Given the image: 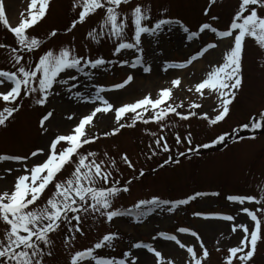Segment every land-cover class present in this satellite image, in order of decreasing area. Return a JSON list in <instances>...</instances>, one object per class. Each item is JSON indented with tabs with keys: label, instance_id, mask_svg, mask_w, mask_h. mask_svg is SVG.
I'll list each match as a JSON object with an SVG mask.
<instances>
[{
	"label": "snow or ice",
	"instance_id": "1",
	"mask_svg": "<svg viewBox=\"0 0 264 264\" xmlns=\"http://www.w3.org/2000/svg\"><path fill=\"white\" fill-rule=\"evenodd\" d=\"M51 3L52 0H30L25 13L21 14L20 22L12 26L6 13L5 0H0V22L15 38V46L0 43V49L7 52L6 59L10 63V69L0 68V128L9 126L23 108L26 97L34 98V103L43 107L50 102L51 97L60 95L62 88L77 101L91 103L93 107L87 113L77 116L74 126H70L67 133L50 136L45 147L31 151L30 155L0 154V164L15 162L20 165L18 169H7L11 175V187L0 192V224L3 225L0 231V264H51L56 256L53 234L64 230L69 233L63 239L64 248L69 253L68 264H175V260L166 259L153 244L144 242H136L130 246L132 249L141 250L140 252L134 254L131 250L125 251L122 258L98 255L99 250L114 248V242L119 239L117 233L104 234L92 246L83 250L73 251L74 241L78 239L77 234L85 235L82 224L89 215L104 218L108 223L118 217L131 216L139 223L157 209L174 212L198 197L219 196L220 193L196 192L186 199L178 200L153 196L151 199L138 200L131 208H115L114 201L121 193L130 192L129 186L133 181L129 179L126 185H122L114 175L120 172L116 157L107 151L89 150L88 146L96 144L102 138L118 136L126 128L134 129L138 123H155L163 132L168 127L166 122L171 116L179 118L180 121L199 117L211 126L223 122L244 87L243 61L246 42L251 39L264 51V0H239L226 30H220L211 23H203L198 31H191L179 19L168 18L167 7L162 8L160 15L154 19L153 6L135 0H74L72 9L76 15L67 28V33H72L78 25L86 22L92 24L86 34L87 39L96 44L105 39L112 40L115 56L125 50H134L138 54L136 58L131 62L122 60L120 64L133 69L140 67L144 73L152 71L151 65H146L143 59L142 38L145 36L159 37L165 30L172 31L174 26H179L187 34L189 41L199 39L206 30L215 34L218 42L205 44L183 63H166L165 72L169 69L188 68L194 61L210 53V50L219 48L220 43H227L222 62H217L207 72L206 77L196 82L194 87L188 88L189 92L198 94L201 99L206 93L215 95L218 106L214 108V117L195 111L203 107L195 102L190 104L186 113L180 111L184 108V103H176L173 95L174 89L181 87L182 81L179 78L172 79L171 86L162 88L155 97L149 94L134 103H124L122 106H114L103 93L125 89L133 83V75H128L112 89L92 85L94 92L88 95L78 89L73 92L77 86L70 84V81L78 79L77 73L91 80L93 73L86 69L96 70L114 64L115 61L103 57L86 58L79 55L73 46H64L58 50L46 48L33 60L32 55L42 45L58 37V30H52L47 40L30 33L49 14ZM217 3L218 0H209L204 15H209V10ZM212 19L218 20L219 17L213 16ZM129 28L132 29L130 37ZM109 113L113 114L115 123L111 131L105 132L101 137L95 130L98 116ZM53 117L54 110L47 111L39 120V127L43 132L49 131L46 122H50ZM67 119L73 120L74 117L69 115ZM243 128H251L252 131L264 129V112L253 117ZM149 135L156 138L154 145H148L151 150L148 159L158 155L157 150L171 152L165 136H158L156 132H150ZM229 135H219L211 143L196 147L193 146L190 131L186 140L176 133V143H186L189 146L187 152H178L177 157L198 153L200 147L210 149L224 144ZM251 139H255V136ZM120 160L129 169L136 171L126 152L120 155ZM172 163L179 165L181 160L166 158L160 168ZM139 176H145L143 169L139 170ZM227 200L241 206L255 204L259 207L255 210L247 206L240 209L246 214V221L239 223L234 215H208L201 212L195 215L206 220L230 222L231 233H241L235 244L226 246L223 264H254L258 246L264 243V192L258 195H229ZM177 231L194 237L199 242L198 245L188 246L176 234L163 231L152 239L174 242L180 249H184L187 264H207L211 253L200 235L188 227H180ZM219 244L220 241H217V245ZM143 250L152 254L151 262L141 260ZM216 251L220 252L222 248L216 247Z\"/></svg>",
	"mask_w": 264,
	"mask_h": 264
},
{
	"label": "rangeland",
	"instance_id": "2",
	"mask_svg": "<svg viewBox=\"0 0 264 264\" xmlns=\"http://www.w3.org/2000/svg\"><path fill=\"white\" fill-rule=\"evenodd\" d=\"M135 2L151 4L153 6L154 19L160 15L162 8L167 7L169 9L168 18L182 20L186 26L193 30L202 21L218 22V20L222 19V22L226 25L230 24L239 0H218V3L209 10V15L207 16L204 15V11L209 0H135ZM29 3L30 0H5L6 13L12 26H16L20 22L22 19L21 14L25 13ZM73 3L74 0H56L49 17L30 30L32 35L43 40H47L48 34L52 30H58V37L42 45L41 49L32 55L33 60L37 59L46 48L52 47L58 50L64 46L75 47L78 54L86 58L93 57L97 53H99L97 56H114L112 40L105 39L100 44H96L87 39L86 34L93 26L90 23L86 22L83 25H78L77 29L73 30L72 33H67L66 30L76 15L72 9ZM213 16H218L219 19L213 20ZM222 22H220V26L223 25ZM219 28L223 30L222 27ZM128 32L130 37L132 29L129 28ZM142 40V47L144 48L143 59L146 65H151L152 71L150 73L143 75L142 68L133 69L128 65H126L127 68L125 69L114 67L102 71L99 69L97 72L86 69V71L93 73V78L88 80L83 74L77 73L78 79L70 81V84L77 86L73 89V92L78 89L88 95L94 92L92 85L108 86L131 73L134 76L133 84L122 92L112 96H105V98L113 103L114 106H122L124 103H133L149 94L155 97L162 88L171 86L172 79L181 78L180 76L174 78L169 71L165 72V63L184 61L205 44L216 42L215 37L210 32L202 33L199 39L189 41L187 34L179 26H174L172 31L166 30L159 37L145 36ZM12 42L15 46L14 35L1 23L0 43L11 44ZM112 47L113 49L110 50ZM227 47V43H220V47L216 52L214 51L213 58H210V55L207 54V58L206 56L204 57L206 59L201 71H192L196 63L191 66L192 68L190 67V73L183 77L181 87L174 89L173 92L175 102L180 103L183 101L184 103V108L180 109V111L186 113L190 104L195 102L203 105L202 108L195 109V111L201 114L208 113L214 117L216 114L214 108L218 106L215 95L206 93L205 97L201 99L198 94L189 92L188 88L194 87L196 82L206 77L207 72L217 62H222L223 52ZM135 56H137V53L132 51L121 54L122 60L128 61ZM6 57L7 52L0 49V66L3 68L10 66ZM243 67L245 77L243 90L231 107L229 116L223 122L211 126L206 120L199 117H193L188 121H180L179 118L171 116L166 122L168 127L163 132L160 130V126L155 123L148 125L138 123L136 128H126L118 136L100 139L96 144L91 145L90 149L101 152L107 151L116 157L120 172L114 173V175L121 181L122 185H126L129 179L133 181L129 186L130 192L121 193L114 201L115 208H129L138 200L151 199L153 196H158L161 199L178 200L186 199L196 192H218L220 195L206 196L208 198L196 200L195 203H189L185 207L181 206L174 212H169L167 209H157L142 224L132 225L121 217L115 218L113 222L108 223L104 218L89 215L82 224L85 235L79 236L77 234L78 239L74 241L73 251L83 250L92 246L104 234L117 233L119 239L114 242V248L99 250L98 255L122 258V253L125 251L131 250L134 254L140 252L141 250L132 249L130 246L136 242H144L153 244L157 250L163 253L166 259L175 260V264H187V254L184 249H180L174 242L164 241L160 238L153 240L152 237L163 231L169 234H176L188 246L198 245L199 242L195 241L194 237L189 234H180L177 231L180 227H188L196 231L204 241L205 246L209 248L211 256L207 264H223L226 246L235 244L241 233H231L230 222L215 219L206 220L203 217L196 216L195 213L224 212L225 214L236 216L237 223L245 222L246 214L240 209L245 206H251L230 205L226 202L227 197L229 195H258L264 192V129L259 133L258 130L247 132L243 128V125L248 123L252 117L264 112V51L260 50L251 39L246 42ZM185 71H189V69ZM155 75H157L156 79L161 81L159 86L150 84L143 79L141 86L135 83L139 77L148 76L154 78ZM65 78L67 77L65 76ZM30 99L34 100V98ZM82 103V101H77L62 88L61 94L51 97L50 102L44 109L45 111L54 110L53 119L47 122L49 131L47 133L42 132V135L38 137L39 139L32 142H29L27 136L33 132L35 134L38 133L37 124L36 122L34 124L30 116L21 119L22 115L20 116V113L23 111L21 110L14 119L16 121L20 119L19 121L10 123L7 128L0 130V154L5 152L25 155L31 149L45 147L49 142L50 136L65 132V130H62L64 129L61 125L62 123L67 122L69 126H74L75 118L90 110L82 108L80 106ZM33 111L35 112V110ZM45 111L40 112L39 110L36 113L37 120L40 115L45 114ZM69 115H72L74 119L68 120L67 117ZM94 123L96 122L94 121ZM114 123L112 113L103 116L100 114L98 116L97 129L95 130L103 137L105 132L111 131ZM237 127L239 129L234 130ZM189 131L193 137V146L196 147L204 143H211L219 135H230L224 144L216 145L210 149L200 147L198 153H189L187 157H177L178 152H187L189 146L186 143L178 145L175 141V135L179 133L182 139L186 140ZM244 131L246 133H243ZM150 132H156L158 136H165L172 149L171 152L164 153L161 150H157L159 154L148 159L151 154L148 145H154L156 138L149 135ZM255 133H259L260 136L255 135ZM253 136L257 137L251 139ZM26 141L28 144L23 148V144ZM125 152L133 161L136 171L129 169L120 160V155ZM169 157L179 158L181 163L179 165L172 163L160 168L164 160ZM10 167L18 169L20 165L15 162L0 164V192L11 187V175L7 171ZM140 169L145 171V176H139ZM255 207L259 206L255 205ZM210 223H220L226 226L214 227ZM2 229L3 225L0 224V231ZM68 235L69 233L66 230L53 234L52 238L56 244V256L51 264H68L69 253L63 245V239ZM217 241H220L219 245H217ZM216 247H221L222 251L217 252ZM140 258L149 262L153 260L152 254L147 253L146 250H143ZM254 264H264V243L259 245Z\"/></svg>",
	"mask_w": 264,
	"mask_h": 264
},
{
	"label": "bare ground",
	"instance_id": "3",
	"mask_svg": "<svg viewBox=\"0 0 264 264\" xmlns=\"http://www.w3.org/2000/svg\"><path fill=\"white\" fill-rule=\"evenodd\" d=\"M11 8H13V6H11ZM216 52V51H215ZM210 58H213L214 57V52L212 53V54H210V56H209ZM204 61L203 62H200V63H197L196 64V66L192 69V70H194L195 69V71L196 72H198V71H200L201 70V68L204 66ZM187 73H190V71H183V72H179V71H171L170 72V75H173V77L175 78L176 76H180L181 78H179V79H181V81H183V77L185 76V75H187ZM163 78H164V76H162ZM157 78V75H155L154 76V78L152 77V78H150V77H145V76H142L141 78L139 77V78H137V82L135 81V83L136 84H138V85H142V79L143 80H145V81H147V82H149L150 84H154L155 86H159L160 84H161V81L160 80H158V79H156ZM134 83V84H135ZM135 84V85H136ZM127 92V91H126ZM55 123H57V121H55ZM63 127H64V129H62V130H68L69 128H70V126H69V123H67V122H64V123H62L61 124ZM211 225H213L214 227H221V226H226L225 224H220V223H210ZM204 225H207V224H204Z\"/></svg>",
	"mask_w": 264,
	"mask_h": 264
}]
</instances>
